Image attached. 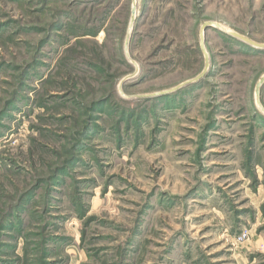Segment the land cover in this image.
Segmentation results:
<instances>
[{"label": "rangeland", "instance_id": "obj_1", "mask_svg": "<svg viewBox=\"0 0 264 264\" xmlns=\"http://www.w3.org/2000/svg\"><path fill=\"white\" fill-rule=\"evenodd\" d=\"M225 31L264 0H0V264H264V49Z\"/></svg>", "mask_w": 264, "mask_h": 264}, {"label": "water", "instance_id": "obj_2", "mask_svg": "<svg viewBox=\"0 0 264 264\" xmlns=\"http://www.w3.org/2000/svg\"><path fill=\"white\" fill-rule=\"evenodd\" d=\"M134 17H135V15H134ZM211 26H216V27L221 28L219 25H216V24H210V23H209V24H205V25L202 27V31H201V38H202V40L204 39V34H205L206 29H207L208 27H211ZM225 32H226L227 34L231 35L232 37H234V38H236V39H239V40H241V41H243V42H245V43H247V44H249V45H251V46H253V47H255V48H258V49H264V45H262V44H258V43H256V42L250 40V39L247 38V37H244V36H242V35H240V34L233 33V32H228V31H225ZM207 68H208V65H207ZM205 76H206V71H205L203 74H201L198 78H196L195 80L190 81V82H188V83H185L184 85H182V87L187 86V85H189V84H191V83L198 82V81L202 80ZM263 84H264V77L262 78V80H261V82H260V85L258 86V93H259L260 88H261V86H262ZM180 88H181V87H180ZM175 91H177V89H176ZM175 91H170V92H167V93H162L161 95L168 94V93H172V92H175Z\"/></svg>", "mask_w": 264, "mask_h": 264}]
</instances>
